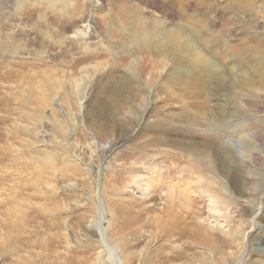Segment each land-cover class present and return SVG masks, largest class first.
Returning <instances> with one entry per match:
<instances>
[{
    "label": "rangeland",
    "instance_id": "rangeland-1",
    "mask_svg": "<svg viewBox=\"0 0 264 264\" xmlns=\"http://www.w3.org/2000/svg\"><path fill=\"white\" fill-rule=\"evenodd\" d=\"M109 246L264 264V0H0V264Z\"/></svg>",
    "mask_w": 264,
    "mask_h": 264
},
{
    "label": "bare ground",
    "instance_id": "bare-ground-1",
    "mask_svg": "<svg viewBox=\"0 0 264 264\" xmlns=\"http://www.w3.org/2000/svg\"><path fill=\"white\" fill-rule=\"evenodd\" d=\"M73 90H74V92H75V94L76 95H80V96H84L85 95V89H86V83H85V80L83 79V78H77V79H75V81H74V83H73ZM228 154V153H227ZM228 156L229 155H226L225 156V158L227 157L228 158ZM167 172V171H166ZM171 173V172H170ZM169 173V174H170ZM157 175V174H156ZM171 175H169L168 176V173L166 174V178L165 179H162V178H159V177H150V178H148V180H146V181H148L146 184H147V186L146 187H148L147 188V190L151 187L153 190V192H156V191H158V190H161L162 188H163V185L162 184H164L163 182L164 181H167V182H171V180H166V179H169V178H167V177H170ZM173 176V175H172ZM170 178H172V177H170ZM174 180V179H173ZM172 180V181H173ZM240 180V179H239ZM233 182L235 183V182H237V178H235L234 180H233ZM178 184V183H177ZM169 186H171V184H168L167 186H166V188L167 187H169ZM164 189V188H163ZM158 192H160V191H158ZM169 192V191H168ZM187 192V191H186ZM148 193H150V192H148ZM165 194H167V196H168V198H169V200H167L168 202H167V204H169V205H167V208L166 209H164V210H161V212H162V214H163V216L165 215V214H167L168 215V217L166 218V220H161L159 217H158V219L155 221V224H158V222H160L159 224V226H161V230H162V232H164V237H168V236H172V233H174V234H179V232L180 231H176L175 230V227H176V223H175V218H172V207L174 206L173 204H172V200H173V198H174V195H173V191L171 190L169 193H165ZM176 194V193H175ZM154 197H156L155 199H157V197H158V194H156V196H154ZM166 197V196H165ZM153 198V197H152ZM177 200V199H176ZM195 200V199H194ZM138 201V200H137ZM178 201V200H177ZM181 200H179V202H180ZM174 203V202H173ZM124 204V203H123ZM177 204H178V202H177ZM165 205V204H164ZM177 207V206H176ZM179 207V206H178ZM120 208V207H119ZM165 208V207H164ZM170 208V209H169ZM173 209H174V207H173ZM178 209V208H177ZM182 209V208H181ZM120 210H121V208H120ZM119 210V211H120ZM179 210V209H178ZM197 210V209H196ZM130 211V210H129ZM191 211V210H190ZM189 211V212H190ZM98 213H97V215H98V217H99V221H100V218H101V213H99V211H97ZM133 212H134V210H133ZM138 212V211H137ZM124 213H126V212H124ZM141 213V212H140ZM173 213H175V212H173ZM122 214V213H121ZM132 214V213H131ZM135 214V213H134ZM178 214V213H177ZM176 214V215H177ZM193 214V213H192ZM187 215V214H186ZM120 216V215H119ZM138 216V215H137ZM174 216V215H173ZM179 216V215H178ZM182 217V216H181ZM180 217V218H181ZM185 217V216H184ZM189 217V216H188ZM134 218V217H133ZM122 219V218H121ZM125 219V218H124ZM182 219H183V217H182ZM129 220H131V219H129ZM133 220V219H132ZM132 220L130 221V223L132 222ZM161 221L163 222V223H161ZM98 221H96V223H97ZM122 223V222H121ZM178 223V222H177ZM182 223V222H181ZM178 225V224H177ZM188 227V226H187ZM121 229H122V227H120L119 228V230L121 231ZM181 229V228H180ZM185 229V228H184ZM188 229V228H187ZM183 230V229H182ZM98 231L101 233V231H100V229H98ZM174 231H176V232H174ZM199 231V230H198ZM195 232V231H194ZM121 233H122V231H121ZM121 233H120V237H121ZM168 233H170L171 235H167ZM161 234V233H160ZM181 234V233H180ZM190 234V233H189ZM197 234V233H196ZM199 235V234H198ZM100 236L102 237V244L103 245H105V243H104V240H103V234L101 233L100 234ZM163 236V235H162ZM178 236V235H177ZM176 236V237H177ZM184 236V235H183ZM193 236V235H192ZM197 236V235H196ZM123 237V236H122ZM201 237V236H200ZM162 238V237H161ZM120 240H121V244H122V247H124L125 245H126V241L124 240V239H122V238H120ZM166 240V239H165ZM195 240V239H194ZM199 240V239H198ZM170 241H171V239H170ZM198 242H200V241H198ZM109 248H110V253H109V255H110V261H109V259H108V257L107 256H103V258H101V256L100 255H98V259H99V261H100V263L99 264H119V262L118 261H120V260H118V258H119V256L117 255V253L114 251V249L111 247V246H109ZM183 252V251H182ZM126 254L127 255H124V257H123V263H125L126 261H131L132 260V258L134 257V252L133 251H127L126 252ZM149 254V253H148ZM148 254H147V257H146V260H144L145 261V263H149V261H150V259H152V260H155V262L156 261H158L159 263H168V262H170V261H172L174 258H176V257H178L179 256V254L177 253L175 256L173 255V254H171L170 252H168V253H162V254H156V256L154 257V255L153 256H149L148 257ZM155 258V259H154ZM120 259V258H119ZM126 259V260H125Z\"/></svg>",
    "mask_w": 264,
    "mask_h": 264
}]
</instances>
